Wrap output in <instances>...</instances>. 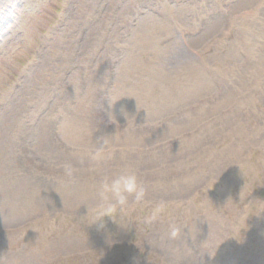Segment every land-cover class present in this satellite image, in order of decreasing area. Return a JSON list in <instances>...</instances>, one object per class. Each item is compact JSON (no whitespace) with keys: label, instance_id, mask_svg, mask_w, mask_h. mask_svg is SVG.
I'll return each mask as SVG.
<instances>
[{"label":"rangeland","instance_id":"obj_1","mask_svg":"<svg viewBox=\"0 0 264 264\" xmlns=\"http://www.w3.org/2000/svg\"><path fill=\"white\" fill-rule=\"evenodd\" d=\"M0 26V264H264V0H0ZM124 170L145 201L90 225Z\"/></svg>","mask_w":264,"mask_h":264},{"label":"clouds","instance_id":"obj_2","mask_svg":"<svg viewBox=\"0 0 264 264\" xmlns=\"http://www.w3.org/2000/svg\"><path fill=\"white\" fill-rule=\"evenodd\" d=\"M64 167L66 175L72 178L74 174L72 166L65 164ZM98 196L100 203L91 217L90 225L97 224L98 227L102 228L106 217H111L115 221L113 217L117 209L122 216L128 215L130 197L132 204H142L146 199V189L136 172L124 170L112 177H105L100 184ZM166 207L165 203L157 204L146 222L149 224L154 222L165 211ZM177 236L178 229L173 227L169 232V237L175 239Z\"/></svg>","mask_w":264,"mask_h":264}]
</instances>
